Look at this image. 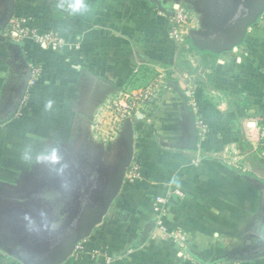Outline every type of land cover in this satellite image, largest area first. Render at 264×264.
Instances as JSON below:
<instances>
[{"label": "crops", "instance_id": "crops-1", "mask_svg": "<svg viewBox=\"0 0 264 264\" xmlns=\"http://www.w3.org/2000/svg\"><path fill=\"white\" fill-rule=\"evenodd\" d=\"M156 1L168 12L188 9L196 26L203 24L199 31L212 37L254 3ZM85 2L86 10L73 13L68 0H14L12 21L56 33L62 41L57 50L0 34V210L46 179L44 167L54 164L36 163V154L55 148L61 160L88 141L95 147L84 117L91 114L94 123L104 99L125 90L137 100L163 71L158 99L134 112V158L118 196L81 241V256L64 264H264V258L232 260L264 240V190L257 183H264V12L240 45L215 54L189 43L191 30L181 46L169 39L170 17L152 0ZM5 12L6 0H0V22ZM27 65L39 70L38 85L27 88L23 105L7 119ZM98 78L118 90L102 88ZM172 81L183 93L194 92L196 107L188 104L198 134L193 152L172 148L187 140L189 125ZM25 151L32 162L22 159ZM197 156L203 159L194 165ZM130 174L137 178L130 181ZM171 232L184 235L183 247ZM7 257L0 254V264H20Z\"/></svg>", "mask_w": 264, "mask_h": 264}, {"label": "water", "instance_id": "water-1", "mask_svg": "<svg viewBox=\"0 0 264 264\" xmlns=\"http://www.w3.org/2000/svg\"><path fill=\"white\" fill-rule=\"evenodd\" d=\"M152 1L157 4L159 10L163 11L166 16L171 17L173 15V11L168 12L161 7L158 1ZM253 2L254 3L248 7V12H244L235 20H229L227 22V24H229L227 30H220L221 32L213 37L210 33L204 31L191 30L188 33V38L190 39L192 45H194L198 50H208L215 54L233 51L235 47L243 42L246 30L253 26L264 12V0H253ZM175 8L177 7L175 6ZM14 10V0H6V12L0 22V34H2L6 26L12 20ZM31 76L32 69L29 65H27L18 98L14 105V110L10 111L11 113L7 116V119L12 118L20 107L25 97ZM98 80L101 82L102 88L118 90L114 84L101 78H98ZM171 85L182 97L183 110L188 115L189 124L187 127V140L179 145L173 146L172 148L193 152L197 149L198 134L193 112L187 103L188 95L179 89L176 81H172ZM91 117L92 116L90 114L89 116L84 117V119H86L85 121H90ZM134 121L135 118H126L124 120L121 130L114 141V148L117 152L115 162H112L108 170L104 173L105 177H103V179L98 183V187L101 188V191H99L95 196L88 197L86 199L87 206L84 207L83 213L75 223V226L72 228L68 237H64L54 246H50L46 243L38 244L34 250L23 248V251H14L7 248L6 244L1 242L0 247L2 249L4 248L3 250H5L7 254L16 258L21 264L69 263L77 243L91 236L94 229L103 222L113 201L116 199L122 188L126 171L134 158ZM257 183L258 186L264 190V183L260 181ZM153 225L154 222H150L145 225L141 232V243L145 241ZM259 258H264V240H261V244L258 247L240 252L237 256L232 257V260L253 261Z\"/></svg>", "mask_w": 264, "mask_h": 264}, {"label": "flooded vegetation", "instance_id": "flooded-vegetation-1", "mask_svg": "<svg viewBox=\"0 0 264 264\" xmlns=\"http://www.w3.org/2000/svg\"><path fill=\"white\" fill-rule=\"evenodd\" d=\"M105 150L109 154L103 153L102 147H94L90 141L78 146L69 154H64L52 168L44 167L46 179L23 192L25 205L17 214L24 217L19 228L20 235L25 239V248L34 250L38 244L45 243L54 246L70 235L87 206L86 199L101 191L98 183L105 177L114 154L112 149Z\"/></svg>", "mask_w": 264, "mask_h": 264}, {"label": "built area", "instance_id": "built-area-1", "mask_svg": "<svg viewBox=\"0 0 264 264\" xmlns=\"http://www.w3.org/2000/svg\"><path fill=\"white\" fill-rule=\"evenodd\" d=\"M194 22L193 15L191 12L181 6H177V8L173 11V15L169 18V34L168 37L169 39L173 40L176 42L178 45H182L183 40L188 32L187 26L188 24ZM14 23V24H12ZM3 36L6 39L12 40L14 42H21L24 40H30L31 42L38 44L40 46H45L50 48L51 50H57L60 48L62 41L60 37L52 32V31H45V32H40L34 27H32L30 24L27 23L26 20H21L20 22H14L10 21L8 26L5 28L3 31ZM160 70V69H159ZM179 76V75H178ZM39 78V70L37 71L36 69H32V76L31 79L28 83L29 88H34L36 85H38V80ZM165 78V73L159 72L157 76L155 77L154 80L151 81L150 86L146 90H142L141 93L139 94V97L142 98L143 100H147V102H151L154 99L158 97V94L160 92V89L162 88V80ZM162 84V85H161ZM188 104H190L192 107H196V100L194 99V92L193 91H188ZM124 97V101H128V107L129 110H126L125 108L122 109V111L119 109V105H123L121 102L119 104L116 102V100L111 99L107 100V108H112V113H115V120H118L120 122H124L126 118H133L136 114L132 111V108H134V103L136 100L132 98L126 90L123 93L119 94V98ZM25 99V97H24ZM24 99L21 103L23 105ZM20 105V107H21ZM19 107V108H20ZM18 108V109H19ZM18 112V110H17ZM16 112V114H17ZM135 118V117H134ZM101 125V123L97 120L93 123V126L98 128V126ZM120 128L118 129V134H119ZM102 141H106L101 138ZM106 143L109 145V142L106 141ZM203 159L202 156H197L193 160V164L197 165L198 162ZM228 164L233 165L237 169H239L240 165L237 164L236 159H231L228 160ZM245 168V166H242V169ZM137 178V174H130L128 176V179L130 181L134 180ZM157 200H162L160 198H157ZM157 225L159 226V222H157ZM161 229V228H159ZM170 239H175L176 244L178 247H183L185 243V237L182 233L176 232V233H169L167 234ZM83 246L81 245V242L77 243V245L74 248V252L72 257L77 258L80 257L82 254ZM104 264H111L109 260H106Z\"/></svg>", "mask_w": 264, "mask_h": 264}, {"label": "rangeland", "instance_id": "rangeland-1", "mask_svg": "<svg viewBox=\"0 0 264 264\" xmlns=\"http://www.w3.org/2000/svg\"><path fill=\"white\" fill-rule=\"evenodd\" d=\"M196 23L197 21L188 24L187 30H201V28L202 30L204 29L202 23L199 25V27L196 26ZM205 29H207V27H205ZM150 83L147 84L143 90H146L150 86ZM111 96L112 97L110 99L108 98L107 99L108 100L114 99L118 104L119 102L123 104V105L121 104L119 105V109L121 111L123 108L129 110L128 107H130V105L128 106V101H124V97L119 98V94L111 95ZM107 99L106 98L104 99V103H103L104 106H102V108L97 112V114L93 118L94 122L95 120L96 121L98 120L101 123V125H99L98 128H96L95 126H93V123H91L90 120V125H88V128L86 127L89 131L85 130L88 136V140H92V142H96L95 146L102 147L103 153L105 152V154H109L105 150V148H107L108 150L112 149L115 152L114 141L118 135V129L120 128V125L123 124L122 122L115 120V113H112V108L106 107ZM157 99L158 97L154 100ZM134 104H135L134 108H132L133 112H135L136 108L147 109L150 105V102H147V100H143L142 98H138ZM101 138L109 142V145L106 143V141H102ZM112 155L114 156L113 153ZM31 185L33 186V188L35 187L34 183H32ZM27 188H30V186ZM17 197L19 198V200H15V201L12 200L9 204V207L12 206L11 211L8 209V211L4 213V210L3 211L0 210V240L7 243L6 244L7 248L10 249L15 248L17 251H21V250L23 251V248H25V246L23 245L25 243V239L23 238L22 235H20L19 226L20 224H22V221H24L23 219L24 217L21 218V216H19L17 212L23 208V205H25V198L22 199L23 194ZM15 209H17V211L14 212ZM13 213H16L18 217H16ZM12 215L15 217V220ZM3 249L0 247V254H5L6 256H8L7 258L12 260L14 259L15 261L19 262L16 258L7 254V252H5V250Z\"/></svg>", "mask_w": 264, "mask_h": 264}, {"label": "clouds", "instance_id": "clouds-1", "mask_svg": "<svg viewBox=\"0 0 264 264\" xmlns=\"http://www.w3.org/2000/svg\"><path fill=\"white\" fill-rule=\"evenodd\" d=\"M61 6H63V5H61ZM67 7L73 13H78V12H81L82 10H86L88 6H87L85 0H68ZM48 106L49 107L51 106V101L48 102ZM22 159L25 162H32L33 158L28 151H25V153L22 156ZM59 160H60V157H59L58 152L55 148L50 149L47 152L38 153L35 156V162L36 163L47 162V163H51V164H56L59 162Z\"/></svg>", "mask_w": 264, "mask_h": 264}, {"label": "trees", "instance_id": "trees-1", "mask_svg": "<svg viewBox=\"0 0 264 264\" xmlns=\"http://www.w3.org/2000/svg\"><path fill=\"white\" fill-rule=\"evenodd\" d=\"M186 40L190 43V39L189 38H186ZM187 70H188V72H191V69H188V68H186Z\"/></svg>", "mask_w": 264, "mask_h": 264}]
</instances>
